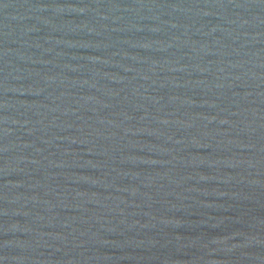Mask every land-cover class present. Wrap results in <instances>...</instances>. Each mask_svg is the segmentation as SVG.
<instances>
[{
    "label": "water",
    "instance_id": "1",
    "mask_svg": "<svg viewBox=\"0 0 264 264\" xmlns=\"http://www.w3.org/2000/svg\"><path fill=\"white\" fill-rule=\"evenodd\" d=\"M0 264H264V0H0Z\"/></svg>",
    "mask_w": 264,
    "mask_h": 264
}]
</instances>
